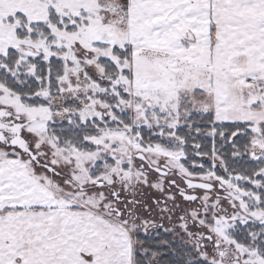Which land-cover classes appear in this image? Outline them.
Wrapping results in <instances>:
<instances>
[{"label":"snow or ice","instance_id":"obj_1","mask_svg":"<svg viewBox=\"0 0 264 264\" xmlns=\"http://www.w3.org/2000/svg\"><path fill=\"white\" fill-rule=\"evenodd\" d=\"M0 264H264V0H0Z\"/></svg>","mask_w":264,"mask_h":264}]
</instances>
